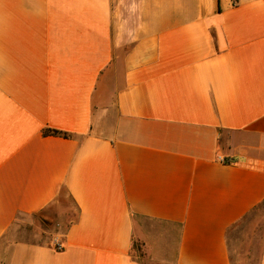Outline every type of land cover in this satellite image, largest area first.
I'll use <instances>...</instances> for the list:
<instances>
[{
  "label": "crops",
  "instance_id": "obj_1",
  "mask_svg": "<svg viewBox=\"0 0 264 264\" xmlns=\"http://www.w3.org/2000/svg\"><path fill=\"white\" fill-rule=\"evenodd\" d=\"M64 192L66 233L36 225ZM263 204L264 0H0V264H143L138 218L233 264Z\"/></svg>",
  "mask_w": 264,
  "mask_h": 264
},
{
  "label": "rangeland",
  "instance_id": "obj_2",
  "mask_svg": "<svg viewBox=\"0 0 264 264\" xmlns=\"http://www.w3.org/2000/svg\"><path fill=\"white\" fill-rule=\"evenodd\" d=\"M120 73V72H119ZM116 80V75H110L106 82L108 93L111 92ZM60 207L54 217H49L48 222H45L41 215L37 214L38 226H43L48 231H62L66 230V225L69 220L76 214L74 207L70 202V197L66 192L60 197L58 203L54 208ZM56 217V218H55ZM57 219H61L62 226H58ZM139 228L143 238L136 239L132 248V254L135 258L140 260L143 264H174L175 251L177 246L178 226L161 224L159 221L138 218ZM39 227L32 224L30 231L25 229L23 232L31 235L38 240L45 239L43 235L47 232L41 231L43 235L38 232ZM34 230L35 233H32ZM33 234V235H32ZM38 234V236H37ZM147 239L153 247H158L162 250V257L149 254L145 246V239ZM230 254L233 264H259L262 248L264 244V204L254 211L247 214L244 218L238 221L228 232ZM153 254V253H152Z\"/></svg>",
  "mask_w": 264,
  "mask_h": 264
},
{
  "label": "trees",
  "instance_id": "obj_3",
  "mask_svg": "<svg viewBox=\"0 0 264 264\" xmlns=\"http://www.w3.org/2000/svg\"><path fill=\"white\" fill-rule=\"evenodd\" d=\"M44 133L45 134H55V135H62V136H65V137H71L73 135L72 132H69V131H65V130H61V129H56V128H46L44 130ZM76 214L73 215V217L69 220V222L67 223L66 225V230L63 232L64 234L66 233L70 223H71V220L75 219L77 217V212H75ZM39 215H41L42 219L45 221V222H48V219L46 217L43 216L44 212H40L38 213Z\"/></svg>",
  "mask_w": 264,
  "mask_h": 264
},
{
  "label": "built area",
  "instance_id": "obj_4",
  "mask_svg": "<svg viewBox=\"0 0 264 264\" xmlns=\"http://www.w3.org/2000/svg\"><path fill=\"white\" fill-rule=\"evenodd\" d=\"M240 0H234V3H238ZM225 160V159H224ZM226 162H233V160H225ZM56 247L58 249H62L64 247L63 243L61 241L56 242Z\"/></svg>",
  "mask_w": 264,
  "mask_h": 264
}]
</instances>
